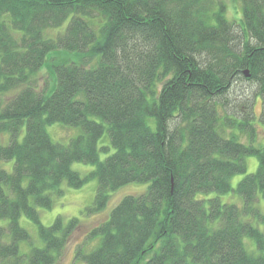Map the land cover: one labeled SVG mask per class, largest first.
Wrapping results in <instances>:
<instances>
[{"label": "trees", "instance_id": "obj_1", "mask_svg": "<svg viewBox=\"0 0 264 264\" xmlns=\"http://www.w3.org/2000/svg\"><path fill=\"white\" fill-rule=\"evenodd\" d=\"M241 2L238 22L223 0H0V264H57L80 221L45 225L38 208L52 207L63 182L91 179V214L121 186L147 188L94 229V249L78 246L85 264H264V233L247 219L264 222V144L236 88L256 87L264 122V0ZM43 68L52 82L41 85ZM55 122L81 133L55 142ZM100 142L114 148L105 158L111 146ZM75 161L94 168L82 174ZM235 174H245L242 206L209 196L231 191Z\"/></svg>", "mask_w": 264, "mask_h": 264}, {"label": "rangeland", "instance_id": "obj_2", "mask_svg": "<svg viewBox=\"0 0 264 264\" xmlns=\"http://www.w3.org/2000/svg\"><path fill=\"white\" fill-rule=\"evenodd\" d=\"M226 4V16L230 20L240 22L242 19V2L241 0H223ZM66 25V24H65ZM64 25V27H65ZM39 83L44 85L45 82H52L50 71L47 68H43L38 75ZM238 90V97H241V101L249 100L252 101V110L255 114L254 123L258 129V136L255 141V144H264V122L261 120L260 116L263 112V102L260 96H255L256 87L253 84H250L248 81L242 83L238 82L236 84ZM240 109V108H239ZM243 111L248 110L245 107L242 108ZM242 111V112H243ZM240 114V113H238ZM47 131L50 137L55 142L62 144H67L71 138L79 135L81 129L79 127L67 126L61 124L60 122H55L47 125ZM25 131V127H24ZM23 131V133H24ZM9 140V137L7 141ZM242 141L250 143L245 137L242 138ZM8 143V142H0ZM100 144H109L110 142H100ZM111 146V145H110ZM114 148L111 146L109 152H101V158H105L108 154L112 153ZM247 173L255 172L258 167V158L255 155H247ZM14 160H7L2 162V166L11 171L13 169ZM72 168L82 174L92 170L94 166L92 164L75 161L72 163ZM245 176V174H235L231 179L232 190L224 194L211 193L209 196L219 195L223 202L234 203L239 206L243 205L242 196L236 191L239 181ZM62 193L54 194L53 200L54 203L51 208L39 207L41 222L45 225H51L58 216H62L65 221L77 217L80 221L79 226L72 234L68 244L62 250L57 264H85L82 259L75 257L77 248L80 244H85L86 251H91L94 249L101 240L100 234H94L93 231L95 228L100 226V224L106 221L111 214L113 208L122 200L126 195H137L144 192L147 188V183H137L132 182L124 186H121L117 190H114L110 193L109 201L107 205L96 213H88L87 208L94 203L97 189H98V180L91 179L85 183L82 187L75 188L68 185L67 182L61 184ZM202 197V194L198 195ZM255 206L264 214V197L259 194L255 202ZM247 219H250L254 225H256L264 233V222L257 217L249 215ZM21 224L30 232L32 242L36 246H43V241L41 240L37 224L32 222L27 217L23 216L21 218ZM246 248L256 254H261V249L258 247L256 242L249 237L244 238ZM28 243H22L24 250L28 248Z\"/></svg>", "mask_w": 264, "mask_h": 264}, {"label": "water", "instance_id": "obj_3", "mask_svg": "<svg viewBox=\"0 0 264 264\" xmlns=\"http://www.w3.org/2000/svg\"><path fill=\"white\" fill-rule=\"evenodd\" d=\"M245 74L248 75V71L247 70H245Z\"/></svg>", "mask_w": 264, "mask_h": 264}]
</instances>
